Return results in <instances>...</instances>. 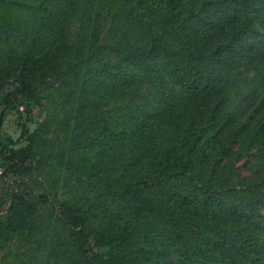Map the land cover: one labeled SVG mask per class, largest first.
I'll return each mask as SVG.
<instances>
[{
    "label": "trees",
    "instance_id": "16d2710c",
    "mask_svg": "<svg viewBox=\"0 0 264 264\" xmlns=\"http://www.w3.org/2000/svg\"><path fill=\"white\" fill-rule=\"evenodd\" d=\"M0 104L46 106L0 139L28 259L264 264V0H0Z\"/></svg>",
    "mask_w": 264,
    "mask_h": 264
},
{
    "label": "rangeland",
    "instance_id": "374dc122",
    "mask_svg": "<svg viewBox=\"0 0 264 264\" xmlns=\"http://www.w3.org/2000/svg\"><path fill=\"white\" fill-rule=\"evenodd\" d=\"M78 22L73 24L71 29V38L75 35ZM141 95L146 98V87H142ZM45 109L46 106H36L34 108H29L26 111L14 109V105H1L0 104V139L4 141L6 138H10L12 141L9 143L7 140L6 145L11 147L15 145H24L28 136H32L39 145L43 144L41 142V137L45 133L43 129V123L45 121ZM26 132L21 137L22 127ZM249 163L248 165H246ZM237 166L241 169L242 175L245 177H250L253 170L257 169L254 163L247 162L245 157H239ZM2 169V168H0ZM3 170V169H2ZM4 173V172H3ZM18 179L15 175L6 176L3 174V178H0V214H4L10 210L13 203V185ZM264 216V208L260 211ZM56 229L61 234L63 238L67 237V228L61 222L57 221ZM32 237H37L42 239L44 237L43 227L34 229ZM44 246V245H43ZM90 246L93 251L101 257H107L112 249L110 245H97L93 241H90ZM27 252L20 249L16 242L11 240L0 241V264H48L47 251L44 248L38 250V255L28 259ZM171 259L170 255L163 257V260Z\"/></svg>",
    "mask_w": 264,
    "mask_h": 264
},
{
    "label": "built area",
    "instance_id": "2783aa9c",
    "mask_svg": "<svg viewBox=\"0 0 264 264\" xmlns=\"http://www.w3.org/2000/svg\"><path fill=\"white\" fill-rule=\"evenodd\" d=\"M19 110H21V111H22V110H23V108H22V107H20V108H19ZM3 174H4V173H3V170H2V169H0V178H3Z\"/></svg>",
    "mask_w": 264,
    "mask_h": 264
}]
</instances>
